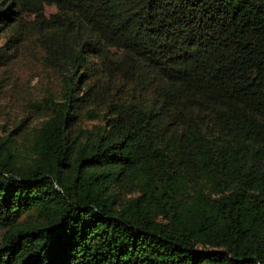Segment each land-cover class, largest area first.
<instances>
[{
    "label": "trees",
    "instance_id": "1",
    "mask_svg": "<svg viewBox=\"0 0 264 264\" xmlns=\"http://www.w3.org/2000/svg\"><path fill=\"white\" fill-rule=\"evenodd\" d=\"M0 264H264V0H0Z\"/></svg>",
    "mask_w": 264,
    "mask_h": 264
},
{
    "label": "rangeland",
    "instance_id": "2",
    "mask_svg": "<svg viewBox=\"0 0 264 264\" xmlns=\"http://www.w3.org/2000/svg\"><path fill=\"white\" fill-rule=\"evenodd\" d=\"M55 9V7L53 5H45V11L49 12V11H53Z\"/></svg>",
    "mask_w": 264,
    "mask_h": 264
}]
</instances>
